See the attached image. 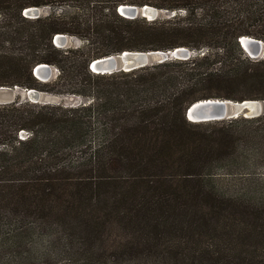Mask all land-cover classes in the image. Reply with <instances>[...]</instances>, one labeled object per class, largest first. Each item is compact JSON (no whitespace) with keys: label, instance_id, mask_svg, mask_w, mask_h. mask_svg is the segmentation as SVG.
<instances>
[{"label":"trees","instance_id":"obj_1","mask_svg":"<svg viewBox=\"0 0 264 264\" xmlns=\"http://www.w3.org/2000/svg\"><path fill=\"white\" fill-rule=\"evenodd\" d=\"M59 3L74 10L23 14ZM123 3L174 15L129 19ZM57 33L85 43L57 47ZM241 36L264 41V0H0V86L87 100L0 104V264H264V113L185 116L205 98L264 100V57ZM179 46L202 54L88 67Z\"/></svg>","mask_w":264,"mask_h":264},{"label":"water","instance_id":"obj_2","mask_svg":"<svg viewBox=\"0 0 264 264\" xmlns=\"http://www.w3.org/2000/svg\"><path fill=\"white\" fill-rule=\"evenodd\" d=\"M118 14L125 18L144 17L147 20H154L158 17L157 8L143 4L141 6L132 4H119L116 8ZM23 14L29 18L40 16L39 9L29 6L23 10ZM53 43L57 47H63L66 43L65 35L55 34ZM239 43L242 49L250 58H258L261 52L263 41L251 36H241ZM190 56L189 50L183 47H175L172 50H123L120 53L110 54L93 58L89 63V69L94 73L109 74L118 71H130L153 63L163 62L170 58L187 59ZM52 67L46 63H38L33 68V75L40 81H48L52 78ZM17 88V86H13ZM6 86H0V90ZM27 98L35 103L40 101V92L33 88H24ZM9 100L0 98V104L9 103ZM47 103V102H43ZM264 113V100L244 99L233 101L230 99L205 98L191 103L185 109V116L192 122H207L228 120L232 118L256 117Z\"/></svg>","mask_w":264,"mask_h":264},{"label":"rangeland","instance_id":"obj_3","mask_svg":"<svg viewBox=\"0 0 264 264\" xmlns=\"http://www.w3.org/2000/svg\"><path fill=\"white\" fill-rule=\"evenodd\" d=\"M123 4H129V3H123ZM37 8L39 9L40 15H45V14H50V13H58V12L62 13L64 11L72 12L74 10L73 7H71L65 3L64 4L59 3V4H54V5H44V6H39ZM154 8H156V7H154ZM157 11H158V13H157L158 17L157 18H162V19L163 18H170L171 16L174 15V12L171 10H168V9L157 8ZM183 14H184V12H182V11L180 13L177 12V15L182 16ZM64 35H65L66 43L63 46V48H76V47L82 46L85 43V41L80 36L69 34V33H65ZM263 46H264V41H263ZM179 47H183V46H179ZM183 48H186L187 50H189L190 56H196V55L202 54V51H200V50H192V49L187 48V47H183ZM162 51H164V50H162ZM204 51H207V50L204 49ZM263 57H264V47H262L258 58H263ZM258 58H252V59H258ZM51 67L53 69L52 70V78H54L56 73H57V70L54 66H51ZM52 78H50V79H52ZM39 92H40L41 98H40V101L38 103H41V104H44L43 102H47V103H51V104L63 103L66 105H70V104H74V103H80V102H86L87 101L86 99H84L82 97L74 96V95H57V94H48V93L41 92V91H39ZM0 98H2L3 100H9L10 102L17 99V98L19 100H29L27 98L25 91H23L22 89H20L18 87L14 88V87H9V86H6V89H4V90H0ZM220 99H227V98L222 97ZM230 100H233V99H230ZM233 101H237V100H233ZM30 102H32V101H30ZM33 103H35V102H33Z\"/></svg>","mask_w":264,"mask_h":264},{"label":"bare ground","instance_id":"obj_4","mask_svg":"<svg viewBox=\"0 0 264 264\" xmlns=\"http://www.w3.org/2000/svg\"><path fill=\"white\" fill-rule=\"evenodd\" d=\"M261 44H262V47H264V46H263V43H261ZM261 49H262V48H261Z\"/></svg>","mask_w":264,"mask_h":264}]
</instances>
